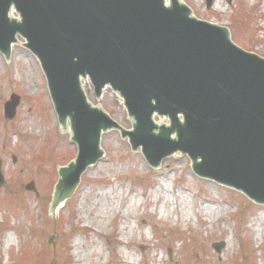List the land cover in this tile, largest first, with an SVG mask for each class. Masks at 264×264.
Masks as SVG:
<instances>
[{"label":"water","instance_id":"water-1","mask_svg":"<svg viewBox=\"0 0 264 264\" xmlns=\"http://www.w3.org/2000/svg\"><path fill=\"white\" fill-rule=\"evenodd\" d=\"M168 1L0 0V50L8 58L15 36L26 39L62 131L68 119L77 146L75 158L58 168L52 216L102 157L100 136L110 129L128 137L133 151L141 147L154 168L179 151L196 174L264 204V59L237 47L227 28ZM87 78L96 97L108 85L123 99L132 130L86 101L80 80ZM17 104L12 95L5 117L14 116ZM153 113L170 125H155ZM223 246L212 244L217 253Z\"/></svg>","mask_w":264,"mask_h":264},{"label":"rangeland","instance_id":"rangeland-1","mask_svg":"<svg viewBox=\"0 0 264 264\" xmlns=\"http://www.w3.org/2000/svg\"><path fill=\"white\" fill-rule=\"evenodd\" d=\"M182 2L264 57V0ZM23 42L11 46L8 59L0 53V264H264V205L196 176L180 153L152 171L116 130L102 135L104 156L53 221L47 207L56 168L76 149L60 134L39 63ZM88 87V101L130 129L119 97L106 88L96 99ZM11 94L20 100L6 120L3 103ZM29 181L37 195L25 190ZM219 241L220 260L211 248Z\"/></svg>","mask_w":264,"mask_h":264},{"label":"bare ground","instance_id":"bare-ground-1","mask_svg":"<svg viewBox=\"0 0 264 264\" xmlns=\"http://www.w3.org/2000/svg\"><path fill=\"white\" fill-rule=\"evenodd\" d=\"M179 1H182V0H179ZM164 3H167V0H164ZM83 82H82V88L84 89V91H86L87 90V84L85 83L86 81H83ZM88 89L91 90L90 87H88ZM154 120L157 121L158 123H163L165 121V119L161 120V118H159V120H157V118H154Z\"/></svg>","mask_w":264,"mask_h":264}]
</instances>
